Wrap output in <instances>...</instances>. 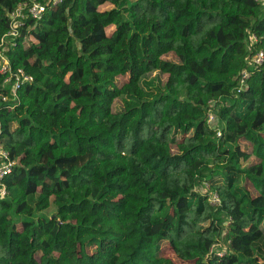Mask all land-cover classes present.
<instances>
[{"label":"trees","instance_id":"trees-1","mask_svg":"<svg viewBox=\"0 0 264 264\" xmlns=\"http://www.w3.org/2000/svg\"><path fill=\"white\" fill-rule=\"evenodd\" d=\"M32 1L0 0V42ZM34 1L45 11L24 10L6 52L32 81L12 99L0 74V142L17 159L3 180L0 264H158L166 250L193 264H264V5ZM78 122L102 134L80 137Z\"/></svg>","mask_w":264,"mask_h":264},{"label":"built area","instance_id":"built-area-1","mask_svg":"<svg viewBox=\"0 0 264 264\" xmlns=\"http://www.w3.org/2000/svg\"><path fill=\"white\" fill-rule=\"evenodd\" d=\"M62 0H50L51 5H57ZM259 2L261 5H264V0H255ZM26 9L27 15L30 16L32 19H39L43 12L45 11V6L35 2L34 0L31 4H23L19 5L10 15V24H9V31L8 33L2 38L0 42V74L3 75L4 84L10 86L11 91V98L17 99V92L20 87L26 83H30L32 78L25 75L24 72L20 69L14 71L11 68L9 60L6 56L7 50L14 44V39L18 36L19 28L22 26V20L25 18L24 10ZM253 40L255 41L256 38L252 36ZM251 64L254 66H259L263 62V52L259 51L254 54L251 58ZM250 73L248 71H243L241 73V77L239 80V89L243 88L245 85L246 80L249 78ZM6 97L2 98V101H6ZM214 119V115H209V122H212ZM17 164V159H13L10 156V153L3 147L0 142V199L6 195V190L4 188L3 180L6 176L11 174L14 166ZM206 188L208 186L206 185ZM208 201L212 206L219 205L220 200L216 193H209ZM221 243L215 244L210 249V254L214 252V254L218 257L224 255V250Z\"/></svg>","mask_w":264,"mask_h":264},{"label":"rangeland","instance_id":"rangeland-1","mask_svg":"<svg viewBox=\"0 0 264 264\" xmlns=\"http://www.w3.org/2000/svg\"><path fill=\"white\" fill-rule=\"evenodd\" d=\"M147 23H148V20L146 22V25L138 28V30L141 31L142 33L147 32V30H148ZM111 30H113V27L108 28L107 32L109 33V32H111ZM129 45H130V43L127 41V39L125 37H123L121 43L118 46V49L125 48ZM155 53L162 60L178 63V59L175 56V54L171 51L170 45L168 43L157 41L155 43ZM125 76L128 77V74H126ZM48 127L53 132L60 131V126L58 124H54V123L50 122L48 124ZM73 128L76 130L77 135L80 137H86V138H90L92 136L98 137L102 134V130L100 128H98V127L88 128V127H85V125L80 123V122L74 124ZM162 135H163L162 132H158V133H156L155 136H156V138L160 139V138H162ZM199 189L201 190L200 192H204L205 186L201 185L199 187ZM222 246H223V248H225L224 244H222ZM88 252L92 253L93 251H92V249H89ZM158 264H193V263L183 262V261L179 260L178 258H176V256L174 255V253L172 251L166 250L162 256V259L159 261Z\"/></svg>","mask_w":264,"mask_h":264}]
</instances>
